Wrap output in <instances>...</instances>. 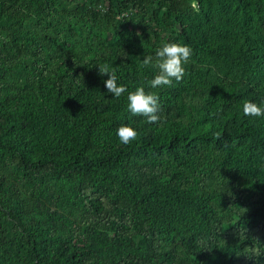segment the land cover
Here are the masks:
<instances>
[{
  "label": "trees",
  "instance_id": "obj_1",
  "mask_svg": "<svg viewBox=\"0 0 264 264\" xmlns=\"http://www.w3.org/2000/svg\"><path fill=\"white\" fill-rule=\"evenodd\" d=\"M103 1L135 17L114 28ZM163 43L192 56L153 89ZM139 86L158 123L128 112ZM245 102L264 107V0H0V264H264V116Z\"/></svg>",
  "mask_w": 264,
  "mask_h": 264
},
{
  "label": "clouds",
  "instance_id": "obj_2",
  "mask_svg": "<svg viewBox=\"0 0 264 264\" xmlns=\"http://www.w3.org/2000/svg\"><path fill=\"white\" fill-rule=\"evenodd\" d=\"M192 56V49L188 45L178 43H163L155 52V57L145 56L142 60L144 67H153L157 70L154 78L147 82L150 88L171 87L173 81L179 82L185 75V67ZM100 75H106L104 86L108 93L120 98L127 88L117 83L115 71H110L108 66L99 69ZM127 110L131 116L146 118L150 124L158 123L161 119V103L159 96L154 92H145L144 86L137 87L134 91L128 92ZM243 114L251 117L264 116V107L254 102H245L242 107ZM116 135L121 145H130L138 139V132L129 126L123 125L116 130ZM219 138V133L217 134ZM253 255L258 256L257 251Z\"/></svg>",
  "mask_w": 264,
  "mask_h": 264
},
{
  "label": "rangeland",
  "instance_id": "obj_3",
  "mask_svg": "<svg viewBox=\"0 0 264 264\" xmlns=\"http://www.w3.org/2000/svg\"><path fill=\"white\" fill-rule=\"evenodd\" d=\"M96 8L98 9V13L102 17V19H105L106 15H109L114 19V21H113L114 28L117 27V23H115V21H118V22L125 25L126 20H130L133 17H135V11H133V10H126V11H123L121 13L119 11L113 10V11H111V14H110L109 6L105 1H103L99 5H97ZM127 25H129V24L127 23ZM119 27H120V24H119ZM112 34H113V30H109L107 32L101 33L100 37L110 38L112 36ZM156 35H157L158 39L161 36L160 34H158L157 31H156Z\"/></svg>",
  "mask_w": 264,
  "mask_h": 264
}]
</instances>
